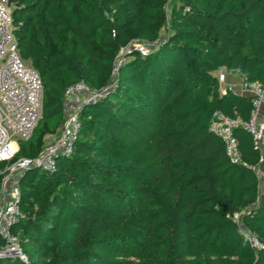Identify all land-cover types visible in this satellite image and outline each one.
Wrapping results in <instances>:
<instances>
[{"label": "trees", "instance_id": "16d2710c", "mask_svg": "<svg viewBox=\"0 0 264 264\" xmlns=\"http://www.w3.org/2000/svg\"><path fill=\"white\" fill-rule=\"evenodd\" d=\"M166 2L9 0L21 57L43 84V115L33 138L20 142L14 160L0 163V170L37 158L46 138L63 129L68 89L83 82L103 95L83 103L72 151L57 157L55 170L32 168L20 178L21 216L12 231L27 262L4 258L0 264H119L114 256L96 255L93 245L107 225L132 242L142 235L118 222L140 205L134 184L145 203H153L154 223L167 228L170 255L161 264H194L189 242L203 264H264V245L259 241L263 248H253L234 219L254 207L244 223L264 230V183L261 189L254 170L264 179V163L242 128L234 133L239 164L210 131L217 112L248 122L252 111L249 97L220 90L215 73L225 70L264 90V0H170L167 14ZM158 18L165 38L157 42L150 30L137 34L155 47L147 56L124 59L109 87L127 38ZM154 119L157 170L140 163L135 142L114 134L136 138L143 131L134 123L148 126ZM219 241L233 249V259L210 251ZM248 247L254 254H246Z\"/></svg>", "mask_w": 264, "mask_h": 264}, {"label": "built area", "instance_id": "2783aa9c", "mask_svg": "<svg viewBox=\"0 0 264 264\" xmlns=\"http://www.w3.org/2000/svg\"><path fill=\"white\" fill-rule=\"evenodd\" d=\"M13 10L9 0H0V163H10L20 149V142L33 138L43 115V84L39 74L30 63L22 59L16 36ZM135 53L150 54L148 46H139ZM124 60V59H123ZM117 74L123 61L116 60ZM225 75L218 78L223 83ZM243 95L252 101L251 117L248 122L233 120L220 112L215 113L210 123V131L220 137L225 144L227 156L233 163H241L235 130L242 128L252 138L259 151L260 164L264 163V90L259 83L248 82L242 77ZM228 89L222 90L226 93ZM88 98L79 103V97ZM103 93L91 91L83 82L68 89L65 95L66 124L64 136L47 146L35 159H19L11 166L0 170L3 176L0 189V259L18 258L27 262L20 239L12 231L21 216L19 180L32 168L53 172L60 154H70L75 134L79 128L77 115L84 102L100 98ZM73 102V105L71 104ZM78 101L76 104L75 102ZM256 170L260 181H264L259 168ZM253 248L261 249L257 238L250 239Z\"/></svg>", "mask_w": 264, "mask_h": 264}, {"label": "rangeland", "instance_id": "374dc122", "mask_svg": "<svg viewBox=\"0 0 264 264\" xmlns=\"http://www.w3.org/2000/svg\"><path fill=\"white\" fill-rule=\"evenodd\" d=\"M152 4L160 3V0H148ZM170 0H167L165 11L166 14L170 12L169 6ZM13 6V5H12ZM11 6V7H12ZM165 15V20H166ZM147 30H150L156 34L157 42L162 41L165 38L166 34V26L164 25V20L161 18L156 19V24L152 27H149L145 23H143L133 35L127 38L125 41V45L120 49L119 54L117 55L115 62L112 68V79L109 87H112V80H115L116 72L114 71L117 66V61H123V59L127 60L128 56H133L135 51L139 48V46H148L149 50H152L155 47V43L147 42L145 39H140L137 37V34H144ZM107 52V51H106ZM225 75L224 82L219 84L220 90L224 91L228 89L227 84V74ZM219 75V74H218ZM220 76V75H219ZM243 80V79H242ZM242 82V81H241ZM88 98V95H83L79 97V103ZM76 101L75 104L78 102ZM78 104V103H77ZM73 102L71 101V104ZM155 119L150 122V125H145L144 121H137L136 124L143 131L141 136L132 137L130 135L121 133L120 131L114 130V134L116 138H119L123 142H135L137 144L136 154L140 158V163L145 166L149 163H152L153 169L160 168V155L157 150V134L156 127L154 124ZM66 124V123H65ZM64 124V126H65ZM64 128V127H63ZM65 130L62 129L58 134L51 135L46 138L44 149L59 141L63 138ZM43 149V150H44ZM126 180V179H125ZM127 181V180H126ZM130 184H133V181L128 180ZM263 181H260V187L263 188ZM134 190L136 192V196L140 201L139 206H134L130 209L128 213L118 218V222L121 228H125L134 232H142V235L137 238L135 242L126 239L122 235H119L114 228H106L105 226L102 230L97 232L96 234V243L93 245V250L96 255L107 259L110 257H115L119 264H161L160 262L164 260L168 255H170L167 250V246L164 243V236L166 234L167 228L162 223L157 224L155 221V216L152 214L150 210V206L152 204L145 203L142 198L143 192L138 190L136 185L134 184ZM254 207H251L244 211L243 213L237 214L234 216V219L239 224L240 228L245 232L249 240L252 238H257L264 245V230L258 231L256 229L247 228L244 223V217L247 214L252 212ZM187 250L189 253V259L192 260L194 264H203L204 259L200 257L198 254H195V247L191 242L187 244ZM210 251L213 254H216L217 257H222L226 260L233 259L234 252L233 249L221 241L218 244H215L211 247ZM246 254L248 256L254 254V251L248 247ZM80 255L78 252H73L72 256ZM57 261H53L51 264H56Z\"/></svg>", "mask_w": 264, "mask_h": 264}, {"label": "crops", "instance_id": "0c3cea01", "mask_svg": "<svg viewBox=\"0 0 264 264\" xmlns=\"http://www.w3.org/2000/svg\"><path fill=\"white\" fill-rule=\"evenodd\" d=\"M226 73L227 74V84H228V89L234 91L236 94L243 95L242 89H241V84H242V77L239 75H235L233 73H228L225 70H221L217 73H215V77L218 79L219 75ZM219 74V75H218Z\"/></svg>", "mask_w": 264, "mask_h": 264}]
</instances>
